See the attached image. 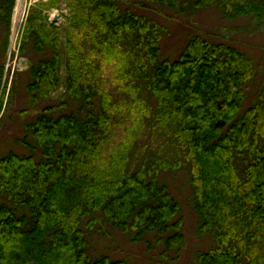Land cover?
Segmentation results:
<instances>
[{"label":"trees","instance_id":"trees-1","mask_svg":"<svg viewBox=\"0 0 264 264\" xmlns=\"http://www.w3.org/2000/svg\"><path fill=\"white\" fill-rule=\"evenodd\" d=\"M63 4L65 22H51L50 11ZM16 5L0 0L1 118ZM208 7L229 20L264 18V0L30 7L18 46L28 59L27 98L36 107L62 92L25 121L15 139L24 153L0 156V264H135L94 255L90 237L111 236L109 229L172 264L187 238L167 175L181 171L198 233L213 241L195 264H264V83L250 105L246 92L256 61L201 34L166 58L167 27L149 14Z\"/></svg>","mask_w":264,"mask_h":264},{"label":"rangeland","instance_id":"rangeland-1","mask_svg":"<svg viewBox=\"0 0 264 264\" xmlns=\"http://www.w3.org/2000/svg\"><path fill=\"white\" fill-rule=\"evenodd\" d=\"M39 1L17 0L10 54L6 63L8 95L4 103V115L0 117V156L11 150L24 153L23 147L16 145L15 139L21 135L25 121L32 119L39 112L37 106L42 108L54 104L62 92L61 90L53 99L43 101L36 107L31 106L27 98L28 59L18 55V46L27 11L30 5ZM49 14L51 22L62 24L65 22L62 14L68 15V9L63 4L61 9H54ZM149 14L158 18L159 22L167 27L168 32L164 36L162 48L166 58L176 56L186 40L193 34H201L214 42L233 44L252 56L256 61L258 72L254 80L246 87L247 105L257 100L259 88L264 83V18L260 20L253 16H246L229 20L216 7H208L188 16L164 13L156 9L152 12L149 9ZM108 76L110 80H114L113 73L109 72ZM13 83L16 89L13 96L8 99ZM117 86L112 88V92H118ZM119 94L123 95L121 91ZM167 179L174 196L183 205L184 232L187 238L180 259L172 264H195V253L208 250L213 241L210 237H201L198 233V220L191 206L187 171L168 174ZM109 231L112 233L111 236L104 237L95 233L90 237L94 255L108 254L113 259H126L135 264H164L159 259L158 250L150 252L144 244L132 243L128 236L122 235L117 230L109 229Z\"/></svg>","mask_w":264,"mask_h":264}]
</instances>
